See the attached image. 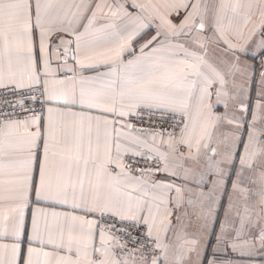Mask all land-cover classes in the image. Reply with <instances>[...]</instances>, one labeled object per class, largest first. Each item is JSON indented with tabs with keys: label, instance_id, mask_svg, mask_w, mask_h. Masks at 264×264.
<instances>
[{
	"label": "snow or ice",
	"instance_id": "obj_1",
	"mask_svg": "<svg viewBox=\"0 0 264 264\" xmlns=\"http://www.w3.org/2000/svg\"><path fill=\"white\" fill-rule=\"evenodd\" d=\"M0 264H264V0H0Z\"/></svg>",
	"mask_w": 264,
	"mask_h": 264
}]
</instances>
